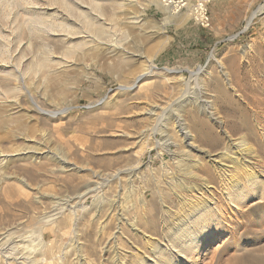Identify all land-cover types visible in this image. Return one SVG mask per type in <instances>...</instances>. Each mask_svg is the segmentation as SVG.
I'll use <instances>...</instances> for the list:
<instances>
[{"label":"rangeland","instance_id":"rangeland-1","mask_svg":"<svg viewBox=\"0 0 264 264\" xmlns=\"http://www.w3.org/2000/svg\"><path fill=\"white\" fill-rule=\"evenodd\" d=\"M6 1L7 4H0V66H7V71L0 67V90L5 91L7 86L13 91L9 94L0 91V146L2 150L3 147L14 150L16 145L21 148L36 143L34 147L52 148L56 157L68 159L73 170L61 174L60 166L49 159L39 161L43 165L34 161L35 167H23L18 160H12L0 168V238L8 236L4 241L0 239V244L8 240L10 233L32 236L31 241L41 237L40 241L51 246L53 253L45 264H152L153 260L161 264L159 255L168 240L172 239L178 247L174 241L177 228L192 216L193 205L203 206L207 202L212 207L221 205L218 211L227 219L221 227L213 229L214 234L197 251L204 252L197 264H264V0H204L212 22L208 29L194 21L191 7L198 0H185L186 8L175 15L165 31L162 28L168 14L156 7L155 0L126 1L125 9H111L108 4V14L115 15L117 39L101 45L89 44L76 52L68 68L48 69L36 80L23 77L21 57L25 56L22 62L27 64L33 57L42 59L44 50L37 43L39 40H30L28 28L19 37L14 27L15 11L23 13L39 8L38 12L49 10L54 14L58 7L52 6L51 0ZM229 18L238 20L236 29L214 36V24L227 27ZM21 20L25 21L23 17ZM165 40L168 42L163 50L149 58L151 50ZM178 41L190 47V54L181 56L176 50L167 59L164 51L170 43L172 47ZM59 44L57 47L64 48L65 44ZM150 62L157 71L135 89L123 90L122 87L133 86L137 77L147 72ZM166 68L181 72L167 73ZM189 71L199 73L197 79ZM12 75L15 79L17 75L18 80ZM15 87H19L21 95L16 94ZM32 100L57 116L50 118L39 113ZM211 112L217 122L210 119ZM181 123L193 133V148L188 147L179 131ZM208 128L213 129L217 146L206 141ZM236 138L246 140L247 147L254 151L255 164L249 165L248 170L244 167L236 171L227 160L223 163L231 167L230 172L226 173L227 178L221 177L224 173L212 167L206 153L217 157L229 148V139ZM182 156L190 159L186 162L188 173L179 163ZM119 170L133 173L112 179V174ZM236 183L237 187L243 183L249 192L246 198L228 201L236 192ZM253 183L257 188L252 189ZM90 184H95L93 194L80 198L75 207L64 205L68 198L83 194ZM171 188L175 190L173 194ZM7 189L9 193L5 192ZM116 199L119 203L116 201L115 207L120 205L117 210L127 213L123 217L129 223L137 220L141 233L123 226L122 240L117 237L120 223L119 212L114 208ZM58 202L61 208H67L63 210V218L48 223L45 217ZM74 211H78L76 222L75 218L66 221L64 217ZM45 222L48 225L42 224ZM35 241L33 246L38 243ZM11 242L0 250V264H15L4 257L11 248L20 246ZM28 245L32 247L27 242V248ZM175 251L169 253L168 264H190L178 262V250ZM32 255L31 258H36Z\"/></svg>","mask_w":264,"mask_h":264},{"label":"bare ground","instance_id":"bare-ground-1","mask_svg":"<svg viewBox=\"0 0 264 264\" xmlns=\"http://www.w3.org/2000/svg\"><path fill=\"white\" fill-rule=\"evenodd\" d=\"M132 2L131 0H51V4L52 6L56 5L58 8V10L56 11V13L51 14L48 11H39L41 10L38 7L37 9H34L32 11L26 12L24 11L23 13H21V11L19 9H16L17 11H15V16H14V27L16 26V30L18 31L19 37L23 35V33H25L24 31H26V28H28L27 30L30 31L31 34V39L30 40H39L40 42V48L42 50H44V54L42 56L45 55V57H40L42 59H38L37 57H33L29 63L24 64V61L22 62V60L25 58V56L21 57V63H20V67L23 68V72L22 74L24 75L23 77H32L36 80V78H38L42 73H45L46 70L48 69H54V70H62L63 68L67 67V65L69 64H73L74 61V55L76 54L77 51L79 50H83L84 47L88 46L89 44L92 43H96L97 44H104L107 42H112L113 40L117 39V24L115 22V15L114 13L111 14L107 11V5L110 4L111 5V9L115 8V7H119V8H124L125 7V2ZM176 1V0H174ZM173 0H155L154 4L156 5V7H158L160 10H162L163 12H165L166 14H168V18H166V23L164 24V27L162 28L164 31L166 30L165 27L168 24L173 23L172 21H174L173 18H175V15L177 14V10L176 8H174L173 3H175ZM6 3V0H0V4ZM31 6V5H29ZM142 6V5H141ZM35 7V6H33ZM8 8H11L10 6H8ZM13 10H15L14 6L12 5ZM126 8V7H125ZM124 8V9H125ZM262 9V8H261ZM11 10V9H10ZM11 10V11H13ZM63 10L65 12V16L63 18ZM114 11V10H113ZM112 11V12H113ZM111 12V11H110ZM62 14V16H60ZM257 12H255L253 14V16L251 17L248 26L251 24L252 20L254 19V17L256 16ZM22 17L24 18L25 21L22 22ZM177 17V16H176ZM135 19V18H132ZM62 20V21H61ZM135 23V22H134ZM176 24V23H175ZM13 27V28H14ZM14 30V29H13ZM14 32V31H13ZM18 37V38H19ZM236 37V36H235ZM233 37V38H235ZM22 38V37H20ZM22 42V41H21ZM167 40L163 41L162 43H159L157 46H155L150 54H149V58H151L154 55H157L161 50H163V48L166 46L167 44ZM20 43V42H19ZM31 44L34 42H30ZM36 43V44H37ZM65 44L64 48L60 49L59 47H57V44ZM21 44V43H20ZM30 44V45H31ZM59 44V45H60ZM22 45V44H21ZM20 45V46H21ZM34 45H31V47ZM31 47L29 46V50L31 49ZM35 47V46H34ZM26 48V47H24ZM23 49V48H22ZM27 49V48H26ZM25 49V50H26ZM57 49L59 51H57ZM33 50V49H32ZM40 50V49H38ZM24 51V49L22 50ZM37 51V50H36ZM25 52V51H24ZM33 52V51H32ZM40 53V51H38ZM27 53V52H26ZM37 53V52H36ZM38 53V54H39ZM28 54V53H27ZM37 54V55H38ZM22 55H26L25 53H23ZM29 55V54H28ZM140 57V56H138ZM151 65L149 66L147 70V72L142 73L141 75H139L135 81V84L131 87H122L123 90H133L136 87H138V85H140V83L150 74H153L157 71V67H155L152 62H150ZM0 67H2L3 70L7 71V66H3L1 65ZM19 67V68H20ZM68 68V67H67ZM10 71V70H9ZM165 71L167 73H178L181 72L179 70H175V69H165ZM12 72V71H10ZM20 72H21V68H20ZM19 72V73H20ZM54 72V71H53ZM9 73V72H8ZM17 73V71H16ZM190 75L192 78L197 79V76L199 73L196 72H192L189 71ZM21 74V73H20ZM13 76V75H12ZM11 76V77H12ZM17 78H19L17 75L15 76ZM14 78V76H13ZM16 78V79H17ZM31 78V79H32ZM228 78V77H227ZM15 79V78H14ZM15 79V80H16ZM24 79V78H23ZM22 79V80H23ZM18 80V79H17ZM27 80V79H26ZM30 80V79H29ZM54 80V79H53ZM228 81V80H227ZM34 82V81H33ZM33 82H30V84H32ZM64 84V83H63ZM18 86V85H17ZM4 87V86H3ZM38 87V86H37ZM7 88V86H6ZM4 88L5 91H1L3 94L4 92H6V94L11 93L13 90L9 89V88ZM16 88V87H15ZM18 88H16V94H19L18 92ZM25 89V87H24ZM23 89V90H24ZM21 90V89H20ZM26 90V89H25ZM45 90V89H44ZM0 92V93H1ZM27 93L26 91H22ZM37 92V91H36ZM29 93V92H28ZM46 94V93H45ZM13 95V94H12ZM21 95V94H20ZM23 95V93H22ZM7 96V95H6ZM5 96V97H6ZM17 96V95H15ZM24 96V95H23ZM8 97V96H7ZM12 98H14V96H11ZM25 97V96H24ZM32 98V96H30ZM184 97V96H183ZM1 98V97H0ZM4 98V97H3ZM2 98V99H3ZM16 98V97H15ZM33 99V98H32ZM7 100V99H6ZM5 100V101H6ZM15 100V99H14ZM13 100V102H14ZM8 101V100H7ZM12 101V100H11ZM10 101V103H11ZM1 102V101H0ZM16 102V100H15ZM27 102V101H26ZM32 104L34 105L33 107H35V109L45 115L48 116L50 118H55L57 116V114L53 113V112H49L46 109H44L43 107H41L39 104L35 103L34 100H32ZM18 104V103H17ZM47 104V103H46ZM213 105V104H212ZM20 107V105H19ZM28 107V106H27ZM32 107V108H33ZM211 107V106H210ZM16 108V107H15ZM21 108V107H20ZM23 108V107H22ZM29 108H31L29 106ZM201 108V107H200ZM211 111V109H210ZM154 112V111H152ZM23 114V113H22ZM65 114V113H64ZM210 119L214 122H217L218 118L215 117V115H213V113H210ZM40 115V114H39ZM154 115V114H153ZM28 116V115H27ZM151 116V115H150ZM16 117V116H15ZM31 117V116H30ZM36 118V117H35ZM46 120V119H45ZM61 121V120H60ZM180 122V121H179ZM52 124V123H51ZM244 124V123H243ZM245 125V124H244ZM234 128H236L238 130L237 127L234 126ZM243 128V127H242ZM11 129V128H10ZM196 130V129H195ZM179 131L181 132V135L183 137V139L188 143V147L193 148V143H192V138H194L191 134V130L189 131L188 128L184 127V124H179ZM14 132V131H13ZM16 132V131H15ZM40 133V132H39ZM264 134V133H263ZM203 135V134H202ZM20 136V135H19ZM40 136V135H39ZM42 138V137H41ZM204 138V137H203ZM21 139V138H20ZM180 139V138H179ZM32 140V138H31ZM34 140V139H33ZM41 140V139H40ZM43 140V139H42ZM29 141V140H28ZM206 141L211 145V146H215L217 144V138L215 137L214 133H213V129L212 128H208L207 129V134H206ZM13 142V141H12ZM25 142V141H24ZM35 142H38L35 141ZM41 142V141H40ZM23 143V142H22ZM39 143V142H38ZM43 143V142H41ZM47 143H45L44 145H46ZM1 145V144H0ZM4 146V145H3ZM14 146V144H13ZM35 145H25L24 147H17L16 145V149L12 150L10 148V150H5L6 148L3 147L4 149L2 150L1 146V150L0 151V168L3 166H6L8 163H10L12 160H18V162L23 165V167H25L26 165H34V161L35 162H39L42 161V159H49L53 162H55V164L60 166V173L61 174H65L69 171H72L73 168L70 167L69 162L67 161L68 159L66 157H56L55 154H53L51 152V150H53L51 148L50 149H43V148H39V147H34ZM40 146H42V144H40ZM47 146V145H46ZM217 146V145H216ZM10 147V146H9ZM228 149L221 153L220 155H218L217 157L211 153H206V157L209 159V162L212 163V167L217 169L220 168V171H222V173H224L223 175L221 174V177H226L227 178V172H230L231 167L227 166L225 163L223 162H227V160H230L231 163L236 167V171H239L240 169L246 167V169L248 170V166L252 164L254 165V151L250 148L247 147V143L246 140L244 138H236V139H229L228 141ZM15 148V147H14ZM48 148V147H47ZM54 151V150H53ZM61 152V151H60ZM55 153V151H54ZM256 153V152H255ZM59 154H57L58 156ZM196 159V158H195ZM218 159V162H217ZM220 159V160H219ZM257 159V158H256ZM190 159L186 158L185 156H182L179 163L183 164V171H187L189 170V166L188 163H186L187 161H189ZM220 161V162H219ZM191 162V161H190ZM257 162V161H256ZM259 162V161H258ZM34 163V164H33ZM44 163V162H43ZM40 163L39 164H42ZM46 163H48V161H46ZM51 163V162H50ZM13 164V163H12ZM37 164V163H36ZM49 164V163H48ZM47 164V165H48ZM15 165H18L17 163ZM188 167H187V166ZM30 166V167H31ZM41 166V165H40ZM50 166V164H49ZM35 167V165H34ZM42 167V166H41ZM193 167V166H192ZM195 167V166H194ZM199 167V166H198ZM1 168V169H2ZM5 168V167H4ZM27 168V167H26ZM76 168V167H75ZM233 168V167H232ZM132 169V168H131ZM178 170V169H177ZM233 170V169H232ZM38 171V170H37ZM193 171V170H192ZM217 171V170H216ZM204 172V171H203ZM208 172V171H207ZM261 172V171H260ZM128 173L130 176L133 173V170H129V171H118L115 172L114 174H112V179H118L121 175H124ZM188 173V171H187ZM210 173V172H208ZM218 173V172H217ZM250 173V172H249ZM94 174V173H93ZM206 174V173H205ZM232 174V173H231ZM264 174V173H263ZM48 175V174H47ZM111 175V174H108ZM184 175V173H183ZM247 175V174H246ZM252 175V173L250 174ZM249 175V177H250ZM254 175L256 176V174L254 173ZM5 176V175H4ZM11 176V175H10ZM105 176V175H104ZM188 176V175H187ZM184 177V178H187ZM193 176V175H192ZM232 176V175H231ZM239 176V175H238ZM237 176V177H238ZM245 176V175H244ZM7 177V176H6ZM9 177V176H8ZM12 177V176H11ZM10 177V179H11ZM106 177V176H105ZM200 177V176H199ZM202 177V176H201ZM220 177V178H221ZM260 177V176H259ZM263 177V176H262ZM102 178V179H101ZM104 177H100L99 179H101L102 181H104L103 179ZM133 178V175H132ZM190 178V177H189ZM192 178V177H191ZM196 179V175L194 177ZM8 179V178H7ZM9 179V180H10ZM13 179V177H12ZM91 179V178H90ZM95 179V178H94ZM97 179V180H99ZM223 179V178H222ZM230 179V178H229ZM233 179V178H232ZM250 181V178H248ZM73 180V179H72ZM96 180V179H95ZM187 180V179H186ZM189 180V179H188ZM257 180V179H256ZM2 181V180H1ZM134 181V180H133ZM184 181V180H181ZM225 181V180H224ZM228 181V179H227ZM234 181V180H233ZM252 181V180H251ZM259 181V180H258ZM257 181V183H258ZM262 181V180H261ZM9 182V181H7ZM17 182V181H16ZM22 182V181H20ZM93 182V181H92ZM96 182V181H95ZM94 182V183H95ZM108 182V181H107ZM115 182V181H114ZM174 182V181H173ZM229 182V181H228ZM244 182V181H243ZM23 183L25 184V182L23 181ZM28 183V182H27ZM171 183V182H170ZM185 185L186 182L184 181ZM227 183V182H226ZM240 184V182H238ZM235 185L236 188V192L234 191L233 195H231V197L228 198V201L231 202H235V200L240 199V198H246V195L248 194L249 190L248 189H244L243 183L238 187L237 184ZM248 183V182H247ZM260 183V181H259ZM16 184V183H15ZM101 184V183H100ZM108 184V183H107ZM159 184V183H158ZM183 184V183H182ZM180 186H183V185ZM229 184V183H228ZM227 184V185H228ZM250 184V183H249ZM256 183L251 184L252 189L257 188V184ZM21 185V184H20ZM19 185V186H20ZM97 185V184H96ZM105 185V184H104ZM110 185V184H108ZM4 186V184H3ZM14 186V185H12ZM24 186V185H23ZM21 186V187H23ZM94 185H89L86 188V191L83 192V194L75 196V198H68L67 200H65V204H73V207L77 206L80 202V198L88 195V194H93L96 189L93 188ZM103 186V185H101ZM178 186V185H177ZM230 186V185H229ZM246 186V185H245ZM250 186V185H247ZM246 186V187H247ZM263 186V185H262ZM261 186V187H262ZM9 187V186H7ZM99 187V186H98ZM106 187V186H104ZM111 186H109L110 188ZM168 187V186H167ZM190 188V186H188ZM243 187V190L242 188ZM245 187V188H246ZM260 187V186H259ZM5 188V187H4ZM102 188V187H101ZM107 188V189H109ZM172 188L173 185H172ZM171 188V189H172ZM180 189V187H178ZM181 188H186L181 187ZM3 189V188H2ZM11 189V188H10ZM23 189V188H21ZM175 189V188H174ZM194 189V188H193ZM205 189V188H204ZM231 189V188H230ZM239 189V192L238 190ZM251 189V188H250ZM178 190V189H177ZM185 190V189H183ZM10 191L9 189L5 190V192ZM101 191V189L99 190ZM174 192L175 190H171V192ZM189 191V190H188ZM196 191V190H195ZM223 191V190H222ZM232 191V189H231ZM4 192V190H3ZM2 192V194H3ZM4 192V194H5ZM6 192V193H7ZM102 192V191H101ZM172 192V194H173ZM1 193V192H0ZM9 193V192H8ZM41 193V191H40ZM81 193V192H80ZM134 193V192H133ZM166 193V192H165ZM224 194V192H222ZM227 195L229 192H226ZM258 193V192H257ZM25 194V193H24ZM106 194V193H105ZM157 194V193H156ZM156 194H154L153 196V201L156 199ZM201 194V193H200ZM263 194V192H262ZM261 194V195H262ZM59 195V194H58ZM95 195V194H94ZM196 195V194H195ZM202 195V194H201ZM226 195V194H225ZM260 195V196H261ZM24 196V195H23ZM158 196V194H157ZM264 196V195H263ZM55 197V196H54ZM99 197V196H98ZM117 197V195H116ZM115 197V198H116ZM119 197V196H118ZM6 198V197H5ZM46 198V197H45ZM67 198V197H66ZM107 198V197H106ZM144 198V197H143ZM226 198V197H224ZM55 199V198H54ZM53 199V200H54ZM64 199V198H62ZM84 199V198H83ZM162 199V197L160 198ZM164 199V198H163ZM196 199V198H195ZM201 199V198H200ZM207 199V198H205ZM99 200V199H98ZM104 200V198H103ZM119 200L122 202V200L119 198ZM147 200V199H146ZM186 200V199H185ZM197 200V199H196ZM208 200V199H207ZM212 200V199H211ZM225 200V199H224ZM118 199L115 200L114 203V208L115 210H117V208L120 206L118 205L117 207L116 204ZM133 201V200H132ZM144 201V200H143ZM181 201V200H180ZM199 201V200H197ZM205 201V200H204ZM246 201V200H245ZM61 202V201H60ZM101 202V200L99 201ZM106 202V201H105ZM134 202V201H133ZM185 202V201H184ZM187 202V201H186ZM201 202V201H200ZM199 202V204H200ZM225 202V201H224ZM83 203V202H82ZM119 203V201H118ZM153 203V202H152ZM161 203V202H160ZM203 203V202H202ZM211 203V201H210ZM240 203V202H239ZM101 204V203H99ZM111 204V203H110ZM186 204V203H185ZM190 204V203H189ZM188 204V205H189ZM231 204V203H230ZM236 204V203H234ZM233 204V205H234ZM241 204V203H240ZM54 205H56L55 207H53V209L50 211V213H48L47 211V216H43L47 219V221L49 220L48 223H56V220H60V218L64 215L63 210L67 209V208H61L62 204L58 202V204L54 203ZM52 204V206H54ZM59 205V207H58ZM75 205V206H74ZM95 205V204H94ZM97 205V204H96ZM113 205V204H112ZM144 205V203L142 204ZM100 206V205H99ZM98 206V208H99ZM122 206V205H121ZM140 206V205H139ZM195 208H194V207ZM192 206V208H194L192 211V216L189 217L188 219H185V221H182L181 226L179 228H177V232H176V237L174 239V241H176V243L178 244V247H175V244H173V240H168V243H166V245H164L165 249L160 253V261L161 264H168L169 261V253H173L175 250H178L177 253V257L176 259H178L179 261H183V262H188L190 264H197L201 259L202 256L204 254V252L202 253H198L197 251L200 249V247L205 243V241L208 242L209 238L214 234L213 229L215 228H219L221 227V224H223V222L226 221L227 218H225L223 216V212H219L218 208L221 206H219L217 208L216 207H212V205L208 204L207 202L204 203L203 206L194 204ZM230 206V205H229ZM236 206V205H235ZM34 207V206H33ZM38 207V206H37ZM112 207V206H111ZM188 207V206H187ZM237 207L238 206L237 204ZM77 208V207H76ZM124 208V207H123ZM139 208V207H138ZM191 208V207H189ZM72 209V208H70ZM44 210V209H43ZM75 210V209H74ZM97 210V209H96ZM103 210V209H102ZM107 210V209H106ZM111 210V209H110ZM120 210V209H119ZM117 210L119 212V219L117 222H119V227H117L118 231L117 233H119V235L117 237H123L124 234V230L122 229L123 226H128L131 230V232H138L141 233L142 230H140L138 222H130L126 221V219L123 217V214L120 213V211ZM143 210V209H142ZM46 211V209H45ZM80 211V210H79ZM116 211V212H117ZM122 211V210H121ZM222 211V210H221ZM76 212L78 211H74L73 213H70V216H68V218L64 217L66 221L70 220H74ZM127 212V211H126ZM135 212V211H134ZM137 212V211H136ZM144 212V211H143ZM142 212V213H143ZM22 213V212H21ZM139 213V212H138ZM147 213V212H146ZM145 213V214H146ZM171 213V212H170ZM45 214V213H44ZM127 214V213H125ZM124 214V215H125ZM137 214V213H136ZM181 214V213H180ZM69 215V214H68ZM139 215V214H138ZM144 215V214H143ZM148 215V214H147ZM77 216V215H76ZM146 216V215H144ZM40 217V216H39ZM38 217V218H39ZM42 217V218H43ZM113 217V216H112ZM118 217V216H117ZM126 217V216H125ZM63 218V217H62ZM128 218V217H126ZM147 218V217H146ZM184 218V217H183ZM45 219V220H46ZM231 219V217H230ZM63 221L64 223L66 221ZM112 220V219H111ZM130 220V219H129ZM140 220V219H139ZM183 220V219H182ZM238 220V219H237ZM240 220V219H239ZM8 221V220H7ZM31 221V220H30ZM33 221V219H32ZM37 221V219H36ZM39 221V220H38ZM62 221V220H61ZM110 221V220H109ZM232 221V220H231ZM241 221V220H240ZM42 222V221H41ZM75 222H76V218H75ZM112 222V221H111ZM127 222V223H126ZM245 222V221H244ZM22 223V222H21ZM37 223V222H36ZM62 223V222H61ZM145 223V221H144ZM143 223V224H144ZM242 223V222H241ZM17 224V223H16ZM42 224H46L42 223ZM128 224V225H127ZM140 224V223H139ZM147 224V223H146ZM228 224V222H227ZM239 224V223H238ZM21 225V224H20ZM24 225V224H23ZM37 225V224H36ZM48 225V224H46ZM229 225V224H228ZM240 225V224H239ZM14 226V225H13ZM31 226V225H30ZM50 226V225H49ZM62 226V225H61ZM226 226V225H225ZM243 226V225H242ZM251 226V225H250ZM17 227V226H16ZM39 227V226H38ZM47 227V226H46ZM64 227V226H63ZM152 227V226H151ZM231 227V226H230ZM22 228V227H21ZM106 228V227H105ZM11 229V228H10ZM23 229V228H22ZM5 230V229H4ZM19 230V229H18ZM140 230V231H139ZM22 231V230H21ZM59 231V230H58ZM4 232V231H3ZM23 232V231H22ZM242 232V231H241ZM25 233V232H23ZM28 233V232H27ZM32 233V232H31ZM98 233V232H97ZM21 234V232H20ZM30 234V233H29ZM42 234V233H41ZM103 234V233H102ZM137 234V233H136ZM144 234V233H143ZM12 235H16L14 234H9V238L8 240H6L5 242H2L0 244V250H2L5 246L8 245V243L12 240V244L15 243H20V246H14L13 248H11L9 251V253L5 256L4 253V257H6V260L11 261L12 263L17 264L20 260H22V262L20 261L19 264H39V263H46L45 260H47L48 255L50 253H52V247L48 246V244H45L43 241H40L41 237L39 238L38 241H34L38 242L37 244L35 243L33 246L34 241H31L30 238L24 234L21 235H16L13 236L11 238ZM115 234H113L114 237ZM132 235V234H131ZM2 236V234H1ZM36 236V235H35ZM34 236V237H35ZM112 236V235H111ZM8 236L5 237H1L0 239H2L3 241L7 238ZM35 237V238H37ZM116 237V238H117ZM149 237V236H148ZM11 238V239H10ZM17 238V239H16ZM37 238V239H38ZM42 238H45V235H43ZM111 238V237H109ZM33 239V238H32ZM36 239V240H37ZM115 239V238H114ZM120 240V241H121ZM131 240V239H130ZM119 241V240H118ZM171 241V242H170ZM31 243V246L27 248L26 244ZM33 242V243H32ZM114 243V242H112ZM17 245V244H16ZM74 246V245H73ZM8 247H6L7 249ZM132 249V248H131ZM34 250V252L32 251ZM156 251V250H154ZM2 252V251H1ZM176 252V251H175ZM168 253V255H167ZM32 254H34V257L36 258H31V256H33ZM53 254V253H52ZM159 254V253H158ZM2 255V253H1ZM2 255V256H3ZM157 255V254H156ZM28 256V257H27ZM151 257V255H150ZM153 258V257H152ZM27 259L31 262H27ZM150 259V258H149ZM172 259V258H171ZM236 259V258H235ZM54 260V259H53ZM143 260V259H142ZM59 261V260H58ZM151 261V260H150ZM159 261V262H160ZM203 261V260H202ZM235 261V260H234ZM147 262V260H146ZM171 262V261H169ZM176 262V261H175ZM54 263V262H53ZM56 263V262H55ZM8 264V263H7ZM10 264V263H9ZM49 264V263H48ZM141 264V263H139ZM146 264V263H145ZM152 264H159L157 261L153 260ZM171 264V263H170Z\"/></svg>","mask_w":264,"mask_h":264},{"label":"built area","instance_id":"built-area-1","mask_svg":"<svg viewBox=\"0 0 264 264\" xmlns=\"http://www.w3.org/2000/svg\"><path fill=\"white\" fill-rule=\"evenodd\" d=\"M174 2L175 3H173V5H174V8H176L177 13H179L180 11L186 8L187 3L185 0H176ZM191 12H192L194 21L197 25H199L203 29H208L211 27V24H212L211 18L208 13V9L205 5L204 0H198V3L191 7Z\"/></svg>","mask_w":264,"mask_h":264},{"label":"crops","instance_id":"crops-1","mask_svg":"<svg viewBox=\"0 0 264 264\" xmlns=\"http://www.w3.org/2000/svg\"><path fill=\"white\" fill-rule=\"evenodd\" d=\"M228 22L230 23L229 26L223 27L222 25L218 24H214V29H213V35L217 36L219 33H225V34H229L230 32H232L234 29H236L237 25H239V22L237 19H232L229 18ZM168 41V40H167ZM171 44V43H170ZM169 44L168 48L164 51L167 56V59H171V55H175V51L177 50V52H179V54L182 55H189L190 54V47L188 45L185 44H181L180 41L173 43L172 47ZM182 59H185L184 57H182Z\"/></svg>","mask_w":264,"mask_h":264}]
</instances>
